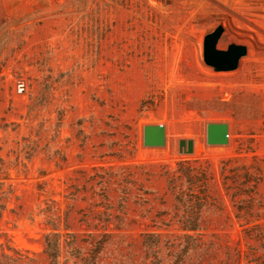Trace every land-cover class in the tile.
Listing matches in <instances>:
<instances>
[{"label":"rangeland","instance_id":"374dc122","mask_svg":"<svg viewBox=\"0 0 264 264\" xmlns=\"http://www.w3.org/2000/svg\"><path fill=\"white\" fill-rule=\"evenodd\" d=\"M0 264H264V0H0Z\"/></svg>","mask_w":264,"mask_h":264},{"label":"water","instance_id":"95a60500","mask_svg":"<svg viewBox=\"0 0 264 264\" xmlns=\"http://www.w3.org/2000/svg\"><path fill=\"white\" fill-rule=\"evenodd\" d=\"M223 31V26H217L205 37L204 58L205 61L217 69H233L237 66L242 55L247 51L243 44L231 43L226 49L217 48V41ZM207 143L212 145H225L229 143L230 125L225 121L208 122ZM165 124H146L144 126V144L147 146H164L166 144ZM180 148L185 153H193L195 140L182 138L179 141Z\"/></svg>","mask_w":264,"mask_h":264},{"label":"trees","instance_id":"16d2710c","mask_svg":"<svg viewBox=\"0 0 264 264\" xmlns=\"http://www.w3.org/2000/svg\"><path fill=\"white\" fill-rule=\"evenodd\" d=\"M53 257L56 259L57 258V255L56 254H53Z\"/></svg>","mask_w":264,"mask_h":264}]
</instances>
